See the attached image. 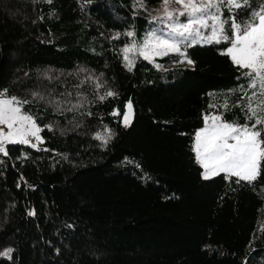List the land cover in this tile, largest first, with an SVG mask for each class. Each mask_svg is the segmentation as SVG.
Returning <instances> with one entry per match:
<instances>
[{
	"label": "trees",
	"instance_id": "trees-1",
	"mask_svg": "<svg viewBox=\"0 0 264 264\" xmlns=\"http://www.w3.org/2000/svg\"><path fill=\"white\" fill-rule=\"evenodd\" d=\"M161 2L0 0V96L29 101L45 138L0 153V264H264V162L251 184L206 180L194 151L206 115L245 122L229 44L124 59Z\"/></svg>",
	"mask_w": 264,
	"mask_h": 264
},
{
	"label": "snow or ice",
	"instance_id": "snow-or-ice-1",
	"mask_svg": "<svg viewBox=\"0 0 264 264\" xmlns=\"http://www.w3.org/2000/svg\"><path fill=\"white\" fill-rule=\"evenodd\" d=\"M162 3L163 16L153 17V20L167 27V34L171 39L152 33L140 51L144 59H150L151 55L166 56L175 53L183 58L177 62L192 64L186 51L181 50V45L186 49L200 42L227 43L229 46L223 54L229 56L235 66L244 70L242 76L248 79L247 88L253 91L248 96L241 85L238 90L248 96V101L241 107L239 102L244 96H240L233 106L241 107L245 122L240 124L235 120L226 121L223 113L206 115L205 127L195 134L194 151L197 162L204 169V179L223 173L226 178L236 177L237 183L245 181L251 184L261 174V164L264 162V0H261L258 9L252 8L251 0H162ZM172 3L180 7L169 10L168 6ZM244 9L251 10L247 19L240 20L237 17L242 14L240 10ZM180 17H186V22H181ZM205 31L209 34L204 35ZM126 35L131 37L134 33L128 32ZM121 51L131 70L133 62L129 60L128 53L136 51L135 41ZM107 95L115 94L108 92ZM40 99L43 100L44 97ZM27 103L29 101H20L15 97L0 99V125L9 129L5 132L0 128V153L5 156L8 155L7 144H26L37 148V143L30 138H34L36 142L42 141L39 135L42 129L30 115L22 112L23 105ZM49 103L58 104L55 100ZM211 107L215 108L216 105ZM222 107L230 109L227 102ZM126 108L128 111L124 114V125L128 127L132 116L131 101L126 104ZM46 127L50 129V126ZM110 136L109 133L108 138L99 135L97 138L107 144ZM11 253L12 249H8L0 255L11 259Z\"/></svg>",
	"mask_w": 264,
	"mask_h": 264
},
{
	"label": "rangeland",
	"instance_id": "rangeland-1",
	"mask_svg": "<svg viewBox=\"0 0 264 264\" xmlns=\"http://www.w3.org/2000/svg\"><path fill=\"white\" fill-rule=\"evenodd\" d=\"M168 7H169V10H175V9L179 8L180 6L177 5V4H175V3H172ZM163 12H164V5H163L162 2L160 4H158V5H156V6H152L151 7L150 13L153 15L152 16V28L147 33V36L143 37L142 39H135V40H133L136 43V51H133V52H129L128 53L129 60H131L133 62V65L135 63L134 62L135 61V58H138V57H142L143 58V56L140 54V51L143 48V45H144L145 41L152 35V33H155L156 36H163L165 39H171V37H169L168 34H167L168 33L167 27L165 25L158 24L157 22H155L153 20V17L163 16ZM180 21L181 22H186V17H180ZM208 34L209 33L207 31L204 32V35H208ZM133 41L130 43V45L133 43ZM196 44L204 45V44H210V43H208V42H200V43H196ZM130 45H127L126 47H128ZM181 50L182 51H186V49L183 47V45H181ZM123 56H124V53H123ZM158 57H162V56L151 55L150 56V59H148V61L155 63L156 62V58H158ZM126 64L128 66V61H126ZM12 97H14V96H10V95H7V94H1L0 99L12 98ZM127 111H128V109L126 108L125 109V113ZM22 112L30 115L36 121V124L42 129V131L39 133V135L42 138V141L41 142H36L34 138H30V139H32V142L37 143V148H38V147L41 146V144L44 142V139H45L44 138V134H43V127L38 123V121L36 120V118L32 114L25 112L23 109H22ZM131 112H132V116L130 118V123L132 122L133 116H134L133 106H132ZM209 122H211V121H209ZM123 123H124V115H123ZM203 127H205V123H204V126ZM0 128H3L5 132L9 131V129L5 125H0ZM200 129H198L197 132ZM194 145H195V139H194ZM203 171H204V169H203ZM212 177H214V176H212Z\"/></svg>",
	"mask_w": 264,
	"mask_h": 264
}]
</instances>
